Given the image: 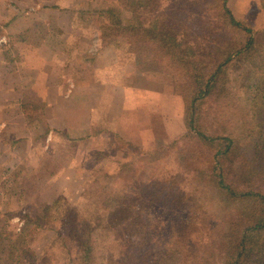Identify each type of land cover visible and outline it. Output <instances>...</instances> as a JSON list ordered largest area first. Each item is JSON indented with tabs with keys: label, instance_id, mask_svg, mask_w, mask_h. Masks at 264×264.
Instances as JSON below:
<instances>
[{
	"label": "rangeland",
	"instance_id": "rangeland-1",
	"mask_svg": "<svg viewBox=\"0 0 264 264\" xmlns=\"http://www.w3.org/2000/svg\"><path fill=\"white\" fill-rule=\"evenodd\" d=\"M16 1L19 2V8H24L26 11L32 8L38 13L45 11V13L41 14L43 17H46L47 11L51 12L46 18L65 10V8L61 9L63 6H74L75 4V7L76 5L92 7L88 8L91 10L105 3L102 2L105 0H59L61 5L59 7L60 5H56L57 3L54 1L52 3H43L40 0V2L36 3V0H0V23L3 15L10 16L14 13L12 4ZM131 1L125 0L123 2V0H119L116 10L117 14L124 16L127 9L133 11L135 6ZM161 2L164 5L163 10L166 14L175 6L178 7L177 22L183 23L182 28L184 30L187 31V28L189 29L187 31L188 36L193 34L192 36H194L196 41L198 39L199 42L204 41L205 43L218 38L220 34L218 26L223 24L220 12L218 14L220 0L218 3L216 0H161ZM183 5H188V7L181 9L180 7H183ZM45 6H49L51 10L44 9ZM229 7L237 19H243L249 27L260 32L258 34L259 38L264 43V0H229ZM192 15H195L197 20L203 16L204 26L202 28L198 27L197 22V24L194 23V25L189 26ZM24 16L22 28L26 27L24 23L30 22V19L33 18L28 15ZM48 19L42 21L41 18H37L34 20V26L38 30L47 29L50 23ZM82 23L83 19H79L76 14L74 26L78 27L77 24L80 25ZM99 23L100 20L98 19L97 27ZM112 26L115 29H119L121 24L115 23ZM108 29V33L113 31L112 28ZM118 32L119 34L117 33L116 36H108L107 40L111 38L112 42L125 43L127 36L125 30ZM216 44L220 47L219 42H216ZM260 50L259 52L262 54L261 60L264 63L262 59L264 57V44L260 47ZM259 52L253 53L251 64H253L252 61L259 58L256 55L254 56V54H259ZM135 57V63H129V65L125 63L123 64V69H126V66L129 68L132 83L143 85L146 81L145 84H147L148 80L138 79V75L134 77V68L139 72L138 69L140 68L138 66L145 62L147 73L149 72L148 69H151L150 73H152L157 68V64L151 58L149 52L141 53ZM151 60L152 64H149ZM240 71L241 69H231L230 75L234 77L235 73ZM250 74L251 72L248 71V75ZM159 76L158 74L156 77ZM151 83L148 88L162 93L160 96H155V98H147L145 96L144 98L146 102H149V106L145 104L146 107L144 106V109L138 111L142 128L140 135L143 134L145 140L135 139L140 135L134 128L130 134L134 143H139L136 145L137 148L132 151L129 149L130 154L128 150L127 152L125 151L126 154L123 156V151H119L117 154L115 150H112V155L115 159L118 157V160H125L127 163H105L104 154L95 153L94 156L101 157V162L99 161L98 165L93 166V163H88L89 158H91L89 157L90 154L86 155L81 148L75 149L74 162H77L85 170L83 172L85 175H82L84 178L55 181L52 180L55 172L62 168L65 162L57 163L56 161L54 169L49 168L50 163H53L55 157L57 159L59 155H50L54 149H51V147L45 149L46 142L41 141V143H38L36 141L35 143L39 148L36 147L34 149V145L30 146L28 150L31 153L30 156H27L28 153L25 152V142L19 143L16 148L14 143L12 152L6 151L3 153L0 149V264H81L82 247L77 239L81 235L86 240L94 243L92 264H128L126 261L127 256H122L124 253V242L126 241L124 236H135L136 230H139V226L136 223H145V221L139 219V213L145 212L146 215L149 213V209L148 211H142L143 206L141 207V205H136L135 209H132L131 200L128 198L130 196L128 195H133L136 183L138 181L144 182L149 173L154 171L158 165L163 171L167 170L166 167L174 168L178 171V165H182L179 158L181 140L187 136V130H190V127L184 123L186 103L181 95L162 90L166 85L164 78L161 80L155 79ZM235 94L241 97L239 98V104L237 109L230 115L228 113L221 115L223 125L224 122H233L234 128L232 131L236 133L235 135H238L239 139L247 140L244 135L247 129L252 128L256 131H261L264 128V105H262L261 114H259L248 103L249 101L245 98L247 93L241 87L235 91ZM259 95L262 96L263 94L260 92ZM29 109L31 110V107ZM106 111H108V107L103 110V115L108 114ZM43 112L45 111L38 110L33 112L30 117L32 123L29 124L33 127L31 131L34 128L36 129L37 125L41 127L38 124L40 122L37 120L43 118L39 116ZM103 115L101 116L100 110L98 115L94 114L93 119L97 116L96 121L105 127V121L102 119ZM146 126L154 127L155 131L153 133L148 131ZM35 132L41 134L42 130H36ZM255 133L258 134L259 132ZM258 140L260 141L258 151L264 157V136L258 137ZM175 141L177 142L176 145H174ZM244 142L240 146V156L246 152H251L250 149L246 150L247 143L243 146ZM61 147L65 148L63 144L60 145ZM71 149L72 147L68 150ZM16 155L21 156L18 157V163H16ZM47 155H50V157H46ZM8 156L11 159L13 158L14 161L11 163L5 161L4 159H7ZM29 160L36 161L38 164L30 165L28 164ZM156 160H159L158 164H155ZM52 169L54 170L52 177L48 178ZM77 169H79V166H77ZM76 171L71 169L69 175H73ZM178 178L181 177L178 175L173 182L183 185L184 180ZM251 181L252 184L255 182L254 187L258 191H264V176L251 178ZM58 201L59 204L57 203ZM123 203L125 205H121ZM162 203L163 201H152L149 204L153 215H159L162 212L164 207ZM253 204L256 208V203ZM119 205L130 209L128 212L119 213L118 218L114 216L117 222L109 228L107 225H111L109 223L110 215L115 212ZM243 212V209L240 210L238 205L233 204L230 212L226 214V217H232L231 220L225 219L219 213L214 215L210 212L201 218V221L209 229L208 237H211L214 247H219L226 241L229 231H235L232 228L233 222H236L239 218V213ZM187 213L182 208L176 210V213L173 214V224L180 219L178 216L183 217L181 218L182 220L187 216ZM199 213H203V210L199 211ZM168 214L167 212L163 213V221ZM131 217H137V220L133 224L132 222L128 224ZM160 221L154 217V223L159 224ZM166 222L169 221L165 220L164 223ZM164 223L162 227L148 229L152 237L158 238L155 240L156 246L159 248L156 253L160 255L157 264H223L224 259L223 261L221 259L218 260L213 255H209L207 250L199 252L201 249H206V245L198 244L192 247L187 245L188 241L181 244L184 238L189 236L187 231H190L187 227L185 230H181V224L178 227L180 234H177L178 232L175 233L172 243L174 240L175 242L171 244L172 247L166 252L162 244L164 241L168 243L171 235H167V232H165L166 225L164 226ZM125 226H128V229ZM131 226L134 227L133 231H129ZM83 228L84 231L81 232ZM128 231L129 233H127ZM123 232L125 234L122 236ZM162 250L163 253L161 252ZM203 255L207 256L205 260L201 259Z\"/></svg>",
	"mask_w": 264,
	"mask_h": 264
},
{
	"label": "trees",
	"instance_id": "trees-1",
	"mask_svg": "<svg viewBox=\"0 0 264 264\" xmlns=\"http://www.w3.org/2000/svg\"><path fill=\"white\" fill-rule=\"evenodd\" d=\"M218 1L216 0L217 3ZM109 2L114 8L104 10L109 14L105 22L108 28H112L114 36L119 34L118 31L125 30V43L131 49L130 52L136 55L149 52L157 64L152 73L151 69L147 73L145 62L140 64L139 70L146 73L138 75V79L148 80L144 84L149 87L155 79L164 78L166 85L162 90L180 94L184 99V123L190 127L187 136L181 140L179 158L182 165H178V171L169 167L163 171L158 165L144 182L136 183L133 195H128L132 209L141 205L142 211L149 209V213H139V219L145 223H136L139 230H136L135 236H124L126 241L122 256H127L128 264H157L160 255L156 253L159 248L155 240L158 238L152 237L148 229L162 227L167 220L169 222L164 223L165 232L171 235V239L162 244L166 252L175 242L174 240L172 243L175 233L180 234L178 227L181 224V230L186 227L190 230L187 231L189 236L181 244L188 241L187 245L192 247L206 245L207 248L199 252L207 250L209 255L218 260L224 259L223 264H264V191H258L254 187L255 182L252 184L251 181V178L264 176V157L258 151V137L264 136V128L261 131L247 129L244 132L247 140H242L232 131L234 123L224 122L223 125L221 117L225 113L230 115L237 109L241 97L235 91L240 87L248 94H245L248 103L261 114L264 105V63L259 51L264 43L259 38L260 32L249 27L243 19L235 17L229 7V0H220L218 14L220 12L223 24L219 23L218 38L206 43L199 42L198 39L196 41L193 34L188 36L189 29L184 30L183 23L177 22L176 6L166 14L161 0H132L136 10L127 9L122 16L116 11L119 0ZM187 7L188 5H183L180 8ZM195 15L190 18L189 26L198 23V27L202 28L203 16L197 20ZM115 23L121 24L119 29L113 28ZM215 41L220 43V47ZM254 52H259L254 54L259 58L251 64ZM149 64H152V60ZM231 69L241 71L232 77ZM248 71L251 72L250 75ZM158 74L160 76L156 77ZM260 92L262 96L259 95ZM243 142V146L247 143L246 150L250 149L251 152L240 156ZM176 144L175 141L174 145ZM158 162L156 160L155 164ZM178 175L181 177L178 179L184 180L183 185L173 182ZM152 201H163L164 207L159 215L151 212L149 204ZM253 203H256V208ZM233 204L244 212L239 213L238 220L233 222L232 228L235 231H229L226 241L221 246L214 247L211 237H208L209 229L201 218L210 212L214 215L219 213L231 220L232 217H226V214ZM179 208L187 211V216L182 220L183 217L178 216L180 219L173 224V214ZM129 209L119 205L110 215L111 225L107 227L111 228L117 222L115 218L119 217V213L128 212ZM202 210L203 213H199ZM165 212L169 214L163 221ZM154 217L161 220L159 224L154 223ZM136 220L137 217H131L128 224H133ZM125 227L128 229V226ZM133 229L131 226L129 231ZM83 231L84 228L81 232ZM124 234L123 232L122 236ZM77 239L82 247L81 264H92L94 243L82 235ZM202 257L203 260L207 258L204 255Z\"/></svg>",
	"mask_w": 264,
	"mask_h": 264
},
{
	"label": "crops",
	"instance_id": "crops-1",
	"mask_svg": "<svg viewBox=\"0 0 264 264\" xmlns=\"http://www.w3.org/2000/svg\"><path fill=\"white\" fill-rule=\"evenodd\" d=\"M41 1H54L60 5L59 0ZM38 2L40 0H36ZM102 2L105 3L91 10L92 7L88 6L60 5L65 10L48 19L46 17L51 12L47 11L46 17H43L41 14L45 11L38 13L34 8L26 11L19 8L16 1L12 4L14 13L1 17L0 149L3 153L12 152L14 143L16 148L19 143L25 142V152L30 156V146L34 145L35 149L38 147L36 141L46 142L45 149H54L49 154L59 155L49 168L54 169L56 161L65 162L66 165L55 172L52 179L55 181L84 178L85 170L74 162L75 149L81 148L86 155L90 154L88 163H93V166L98 165L101 158L94 156L95 153L104 154L105 163H127L118 160V157L115 159L112 150L117 154L123 151V156L125 151L128 150L130 154L129 149L137 148L139 143H134L130 133L135 128L140 135L142 128L138 111L144 109L145 104L149 106L144 97L155 98L162 93L130 80L129 68L126 66L123 69V64H134L136 54L130 52L126 43L112 42L111 38L107 40V35L114 34L112 31L108 33L105 20L109 14L104 10L108 7L113 9L114 6L109 0ZM44 9L51 10L49 6ZM76 14L83 19L82 24H77L78 27L74 26ZM24 15L33 18L22 28ZM37 18L42 21L48 19L49 27L36 29L34 20ZM98 19L100 23L97 27ZM138 71L134 68V77L146 73ZM106 107L108 114L103 115ZM38 110L45 111L39 115L43 118L37 120L41 127L37 125L31 131L30 117ZM100 110L105 127L96 121L97 116L93 119ZM146 127L152 133L155 131L154 127ZM34 130H42V133L37 134ZM135 139L145 140L143 134ZM62 144L65 148H60ZM16 157L18 163L21 156ZM4 160L9 163L14 161L9 156ZM28 164L38 163L29 160ZM71 169L77 171L69 175Z\"/></svg>",
	"mask_w": 264,
	"mask_h": 264
}]
</instances>
